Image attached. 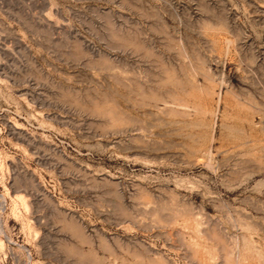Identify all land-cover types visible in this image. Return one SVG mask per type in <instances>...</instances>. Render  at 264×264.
I'll list each match as a JSON object with an SVG mask.
<instances>
[{"label":"rangeland","instance_id":"1","mask_svg":"<svg viewBox=\"0 0 264 264\" xmlns=\"http://www.w3.org/2000/svg\"><path fill=\"white\" fill-rule=\"evenodd\" d=\"M0 264H264V0H0Z\"/></svg>","mask_w":264,"mask_h":264}]
</instances>
